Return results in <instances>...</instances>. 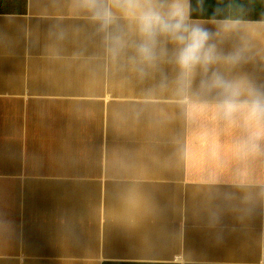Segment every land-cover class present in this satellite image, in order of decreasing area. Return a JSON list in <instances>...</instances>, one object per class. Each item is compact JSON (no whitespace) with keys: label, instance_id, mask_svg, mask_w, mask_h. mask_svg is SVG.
Returning <instances> with one entry per match:
<instances>
[{"label":"crops","instance_id":"0c3cea01","mask_svg":"<svg viewBox=\"0 0 264 264\" xmlns=\"http://www.w3.org/2000/svg\"><path fill=\"white\" fill-rule=\"evenodd\" d=\"M192 20L264 91V0H190ZM234 22H238L231 28ZM75 0H0V264H264V141L216 90L141 76ZM166 79V87L161 88Z\"/></svg>","mask_w":264,"mask_h":264},{"label":"clouds","instance_id":"9594fccd","mask_svg":"<svg viewBox=\"0 0 264 264\" xmlns=\"http://www.w3.org/2000/svg\"><path fill=\"white\" fill-rule=\"evenodd\" d=\"M75 3L98 25L106 50L114 58L129 47L126 33L119 26L120 20L127 22L137 38L131 45L135 55L129 58V63L142 77L168 58L167 45L171 44L170 62L177 69V88L190 89L197 74H201L200 89L216 90L222 97L218 107L223 119L245 129L247 135L238 147L245 154L262 151L264 91L246 80H229L212 70L221 61L239 64L244 59V49L237 48L227 55L219 52L213 33L192 20L190 0H75ZM166 86V79L162 80L160 87Z\"/></svg>","mask_w":264,"mask_h":264},{"label":"rangeland","instance_id":"374dc122","mask_svg":"<svg viewBox=\"0 0 264 264\" xmlns=\"http://www.w3.org/2000/svg\"><path fill=\"white\" fill-rule=\"evenodd\" d=\"M1 194H4V191H1V190H0V197H1Z\"/></svg>","mask_w":264,"mask_h":264}]
</instances>
